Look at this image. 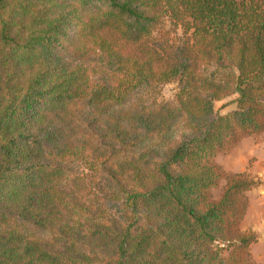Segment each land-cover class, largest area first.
Segmentation results:
<instances>
[{"label": "trees", "instance_id": "16d2710c", "mask_svg": "<svg viewBox=\"0 0 264 264\" xmlns=\"http://www.w3.org/2000/svg\"><path fill=\"white\" fill-rule=\"evenodd\" d=\"M262 133L264 0H0V264H253Z\"/></svg>", "mask_w": 264, "mask_h": 264}, {"label": "rangeland", "instance_id": "374dc122", "mask_svg": "<svg viewBox=\"0 0 264 264\" xmlns=\"http://www.w3.org/2000/svg\"><path fill=\"white\" fill-rule=\"evenodd\" d=\"M174 86L175 83L169 82L164 83L160 87V91L156 95L158 101H167L171 100L174 94ZM232 97H228L222 100H217L214 102V108L217 112L224 113L233 107V104L230 103V99ZM256 139L252 138L249 139L250 142L243 143L240 146H234L229 152L227 153H218L215 156V161L222 167L223 170L233 172L232 170H239L243 167H251L254 159L249 161H245L251 155L253 145H256V142L263 141L264 133L255 136ZM243 153V164L241 168L235 167L234 161L238 160V156ZM250 163V164H249ZM232 169V170H231ZM253 175V174H252ZM258 178V177H257ZM262 182V181H261ZM264 183V182H263ZM261 183L259 186L254 188H262L263 190L264 184ZM224 181L221 180L219 185L213 189H211V197L216 199L220 196L222 186ZM253 189V188H252ZM249 190L247 192V212L243 218L241 223L242 229L252 230L256 234V241L253 242L250 247L248 254L246 255V259L248 262L253 264H264V193L262 191L256 194L255 199L253 200V190ZM262 198V199H261ZM260 199V200H257ZM253 200V201H252ZM254 228V229H253Z\"/></svg>", "mask_w": 264, "mask_h": 264}, {"label": "crops", "instance_id": "0c3cea01", "mask_svg": "<svg viewBox=\"0 0 264 264\" xmlns=\"http://www.w3.org/2000/svg\"><path fill=\"white\" fill-rule=\"evenodd\" d=\"M252 138L256 139L255 136H246V137L242 138L240 140V142L236 146H240L243 143H248V142H250L249 139H252ZM242 156H243V153L240 155V157L239 156L237 157V158H239L238 160L234 161L235 162L234 163L235 167L241 168L242 165H244ZM251 159H254L251 167H247V168L243 167L242 169H239V170L238 169L237 170H232L231 169V170L233 172H239V171H245L246 170L249 173L253 174L254 176L258 177L263 183L264 182V139H263V141L256 142V145H253L251 155L245 161H249L250 162ZM227 172H229V171H227ZM261 189L262 188H259V187L252 189L253 190V194H255L253 196V200L255 199L256 194H257V196H259L258 195L259 191H262L264 193V187H263V190H261ZM257 200H260V199H257ZM246 212H247V209H246ZM245 215H246V213H245Z\"/></svg>", "mask_w": 264, "mask_h": 264}]
</instances>
